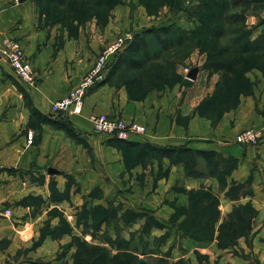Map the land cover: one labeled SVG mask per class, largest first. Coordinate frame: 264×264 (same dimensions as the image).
I'll use <instances>...</instances> for the list:
<instances>
[{"label": "crops", "instance_id": "obj_1", "mask_svg": "<svg viewBox=\"0 0 264 264\" xmlns=\"http://www.w3.org/2000/svg\"><path fill=\"white\" fill-rule=\"evenodd\" d=\"M143 13L140 8L132 9L131 13L128 6L118 5L103 25L88 21L71 32L61 24L49 23L36 0H0V39L19 42L37 76L35 86H27L0 58V210L12 212L10 218L0 216V264H14L15 256L29 247L31 238L36 239L46 219H51L52 225L57 223V218L48 216L51 209L62 207L66 215L75 216L90 201L87 195L96 187L102 190L104 199L126 204L160 223L173 215L172 205L187 207L186 196L176 188H210L218 195L221 217L234 208L249 205L255 212L249 232L250 247L240 242L236 249L253 252L254 261L232 256V249H218L215 239H183L184 254L198 250L211 254L217 264H264V131L256 145L235 143L240 132L264 128V69L253 67L243 73L251 91L240 95L236 107L225 112L215 124L198 111L218 78L214 75L208 79L202 69L203 56L198 63H191L196 64L194 80H186L190 84H164L142 96L131 97L128 87L113 79L87 92L80 114L51 115V105L79 84L107 44L130 29L140 31L147 26ZM258 15L243 20L252 43L264 37V18ZM260 16L264 17V5ZM192 21H177L172 28L187 30L201 26L200 22ZM20 88L42 115L67 120L75 136L68 137L62 130L32 116ZM98 114L134 121L145 128L144 134L131 135L129 142L157 148L215 151L234 161L236 165L226 178V187L221 191L214 178H188L181 165H170L167 159L155 157L147 166L139 162L127 172L123 151L108 143L107 137L94 133L89 117ZM68 176L79 191L69 185L68 199L52 198L50 183H56V195L61 196L68 186ZM244 183L249 193L235 199L226 197L231 186ZM127 188H131L128 193ZM28 198H40V208L16 205ZM6 204L8 208L4 207ZM220 223L218 220L215 229ZM58 247L49 239L40 248L54 251ZM168 247L169 250L173 246Z\"/></svg>", "mask_w": 264, "mask_h": 264}, {"label": "rangeland", "instance_id": "obj_2", "mask_svg": "<svg viewBox=\"0 0 264 264\" xmlns=\"http://www.w3.org/2000/svg\"><path fill=\"white\" fill-rule=\"evenodd\" d=\"M118 5L128 6L131 13L132 9L137 10L140 8L145 13V15L143 13L145 21L148 22L146 27L141 30L138 29L140 31L130 29L134 40L137 35L145 38L147 57L145 56V59H141V48L137 46L132 50L133 52L130 56L121 59L117 68L118 72L114 76L118 83H129L128 86L131 87L132 94H139L153 86H160L162 83L191 82L187 78L185 70L187 69L188 72L195 70L194 65L198 63L200 56H203L204 61H206V56L209 52L216 53L220 48H223L229 58L234 60L240 68L246 67L247 62L251 61V58L243 60L240 55L244 46L245 35L242 33V40L238 45L234 40L238 37L235 30L239 27L237 32H243L240 29V20L246 19L250 15L261 14L264 0H65L64 4L54 6V8L46 7L43 11L44 16L51 20L72 18L85 21L87 19L86 22L95 20L96 24L101 25L109 17H112L113 11ZM91 14H94V16L89 19ZM260 14L258 18H264ZM137 16L139 15L137 14ZM181 20L185 22L193 20L192 22L194 23L196 21L201 23L200 20H202L206 22V26L203 27L201 24L198 28L181 29V33L178 31L169 33V35L159 31L164 29L171 32L172 26L174 27V24ZM219 26L225 30V36L216 43L213 41L211 33L212 28ZM243 29L245 30L244 27ZM154 35H157V37L155 38ZM171 35L173 38L170 37ZM193 57L194 59L192 60ZM126 59L129 62L136 60L137 63H134L136 61L132 64L127 63ZM193 61L196 62L194 65L191 64ZM252 61H256V59L254 58ZM244 85V82L236 77L221 80L217 78L212 92L204 101V103L210 102L201 108L200 113L215 124L225 112L232 108L236 101V92ZM118 148L120 149V147ZM133 153L132 150L127 148L123 150L125 170L127 172L130 173L139 162L143 166L152 163L150 159L137 160ZM212 165L213 161L208 163L201 162L200 167L205 172H208ZM231 165L227 161L223 164V166L227 167ZM166 173L167 171L164 172V174ZM160 174L162 173L160 172ZM51 184H53V189L56 191V183L52 181L49 188ZM70 185L74 186L75 191H79V186H76L73 181ZM200 189L202 187L193 190L175 189L186 196L187 207H175L172 205L174 208L173 215L166 222H158L161 224V228H155L153 232L151 231L150 238H144V242L147 243L146 249H153L155 245L164 253L168 250V246H173L175 250L169 258L170 263L184 259L189 261L190 264H217V260L211 254H204L198 250L185 255V250L182 246L183 239L198 241V237L184 236L180 231H184L187 227L186 218L190 208V199L198 196V193L190 195V192H196ZM130 190L131 188H127L126 193L130 192ZM239 194L240 192H234L233 197H237ZM51 197L55 199L59 197L57 200H61V198L68 199L69 194L67 196L65 194L58 196L55 192ZM87 198L90 200L84 204L87 208L101 205L104 209L111 211L109 223L95 225L89 220L88 224H93V227L96 226L97 231H95L94 229L86 228L81 216L83 206L75 216L66 215L65 209L62 207L60 210L57 208L51 209L48 212V216L57 218V223L52 225L51 219H46L36 239L31 238L29 247L24 251L18 252L15 256L14 264H103L105 256L115 261L117 257L119 264H135L133 253L135 251L137 254L144 252L141 243V227L145 222V217L136 218L130 212L144 213L136 212L126 204H115L111 200L104 199L103 192L98 187L94 188L87 195ZM211 198L212 196H207L206 200H211ZM41 203L40 198H28L19 201L16 205H28L37 210L40 208ZM200 206L202 205L196 207V211L199 210ZM4 207L8 208V205L6 204ZM6 210L9 209L0 210V216L5 218L12 217L11 210H9L10 215H6ZM98 213L101 214L102 211ZM247 214L250 216L251 212ZM219 220L223 222L229 219L226 216H220ZM205 222V215L201 212L198 222L196 221L193 226V231H195L197 226L199 230L198 236L212 241L218 235L217 233L213 234L212 225H207ZM222 232L228 235L231 233L226 225ZM233 236L237 240H233ZM49 239L59 244V247L54 251L40 248L44 241ZM154 239L158 240L155 244H153ZM227 242L230 245L229 249H232V256L247 260L250 263L254 261L253 252L250 253L248 250L244 253L236 249L240 242L245 243L247 248L250 247L249 234H245L244 230H236V233L227 237ZM216 245L218 247L217 241Z\"/></svg>", "mask_w": 264, "mask_h": 264}, {"label": "trees", "instance_id": "obj_3", "mask_svg": "<svg viewBox=\"0 0 264 264\" xmlns=\"http://www.w3.org/2000/svg\"><path fill=\"white\" fill-rule=\"evenodd\" d=\"M36 1L43 15H44V11H43L44 8L45 9L46 7L54 8V6L62 5L65 2V0H36ZM93 16L94 14H91L89 16V19ZM45 17H46V20L51 24H61L62 26L66 28L69 27L68 30H70L71 32H75V30L77 29V26L81 25L87 20L86 19L85 21H79V20H75L72 18L71 19L67 18L65 20H51L47 18V16ZM243 20H240V23H241L240 29L243 30V32L239 31L238 33L237 32V30H239V27H238L235 30L236 33L238 34V37L235 38L234 40L239 45L240 41L242 40L241 35L242 33H244L245 41H243L244 46L241 49L240 55L242 57L241 59L243 60L251 58V61L247 62V66L244 68H240L234 60L229 58V56L227 55V53L225 52L223 48H220L219 50H217L216 53L209 52L206 56V61L202 66V69L205 70L208 74V79L216 75L218 76V79L220 80L225 79V78H235L236 77L240 79L242 82H244L245 84L244 87H241L236 92V96H235L236 101L232 105L231 109H234L236 107L239 101L240 95H245L251 91L250 83L245 79L243 73L246 70L253 68V67L264 69V55L262 54V52H264V37H261L255 43L250 42L248 40V35H247L246 30L243 29L244 27ZM200 21H201L202 26L205 27L206 22L202 20ZM105 22L106 20L104 21V23ZM219 27L214 28V29L212 28V33H211L212 39L216 43L219 42L223 38V36H225V30L222 27L221 28ZM159 31L165 32V34H168V35L169 33H176L178 31H180L181 33V30H174L173 28L171 32L170 30H164V29L159 30ZM154 37L156 38L157 35H154ZM170 37L173 38L172 35ZM137 46H140L141 48V55H140L141 59H145V56L147 57L146 40L142 36L137 35L135 40L133 38L130 44L121 53L115 56L110 66L106 80L103 83L109 82L113 79L116 80L114 76L118 72L117 68H118V65L121 59H125V57L130 56V54L133 52L132 50L135 49ZM152 53H156V52H152ZM254 58L256 59V61H252V59ZM126 61L127 63L132 64L136 60H131L132 62H129V60L126 59ZM134 63H137V61ZM124 84L126 85V87H128V92L131 97H139V96L146 94L151 89L159 88L163 86L164 84H169V83L167 82V83H162L160 86H153L147 90H144L143 92H140L139 94L138 93L132 94L131 93L132 89L130 86H128L129 83H124ZM20 91L24 97V100L26 101V105L31 111L32 116L39 118V120L42 123H48L54 126L56 129L62 130L65 133V135L68 137L73 138L75 136L74 131L70 128V125H69L70 123L67 120L61 118V116H58L56 119H53V117L51 116L42 115L40 112H38V110H36L32 106L31 102L28 99V95L26 94V92L22 90L21 88H20ZM209 102L210 101H207L205 103L203 102L198 107V111L200 115H202L200 113L201 108L204 105L208 104ZM108 143L113 144L117 147H120L122 151L124 150V148L125 149L127 148L128 150H132L134 152L133 154L135 158L139 161H142L144 159H151L155 157L158 159H167L170 165H174V166L181 165L183 167L185 176L188 178H192V179L214 178L219 182L221 191L224 190V188L226 187V178L229 176L230 172L234 169L236 165L234 161L223 158L220 154H218L215 151L193 150V149L186 148V147L157 148L149 144L139 145L133 142L118 141L115 139H110ZM211 161H213L212 168L208 170V172H205V170L200 167L201 162L208 163ZM226 161L230 162L232 165L228 167L223 166V164ZM72 181L73 180L68 176L67 177L68 186L66 187V190L64 193L65 196L68 195L69 185L72 183ZM247 186L248 185L246 183L241 184L239 186H231L227 190L225 195L226 197L230 199L238 198L240 194L246 195L247 193H249L248 191H245ZM50 191L52 195L56 192L53 189V184H51L50 186ZM234 192H240V194L237 197H233ZM192 193H198V196L193 199H190V208H189V212L186 218L187 227L185 228L184 231H180L184 236H191V238L198 237L197 238L198 241H208L209 240L208 238H201L198 236L199 230L197 226H196L197 229L195 228V231H193L194 230L193 226L196 224V221L198 222V218L201 212L205 215V218H206L205 223L207 225H212V228L214 230V232L212 233L213 234L217 233L218 236L215 237V240L217 241L218 248L221 250H225L230 247L229 243L227 242V237L232 236L234 233H236V230H244L245 234L247 235L249 234L250 229H251L252 219L255 215L254 210H252L249 205L234 208L230 214L226 215V218L229 220L221 222L218 228L215 229V225L220 218L218 195L214 194L211 191V189L209 188L206 189L204 187H202V189L196 192L191 191L190 195ZM207 196H212L211 200L210 199L206 200ZM198 205H202V206H200L199 210L196 211V207ZM100 211H102L101 214L98 213ZM248 212L249 213L251 212L250 216L249 214H247ZM130 214L135 216L136 218L145 217V222L143 223L141 227V243L143 245L144 252H142L141 254H137V252L135 251L133 253V259L135 261V264H190L189 261H185L184 259H179L177 261L170 263L169 258L171 256V250L173 247L164 253L161 252V250H159V247L155 245L153 249H146L147 243L144 242V238H150L152 229L161 228V224H159L152 216L146 213L139 214V213L130 212ZM110 215H111V211L104 209L101 205L90 207V208H87L86 205H83L82 207L81 216L86 225V228L88 229H94L95 231H97V229L95 228L96 226L93 227V224H88L89 220L95 225L109 223ZM225 225L227 226V229L231 231L230 235H228L225 232L224 233L222 232ZM233 240H237L235 236H233ZM157 241H158L157 239H154L153 244H155ZM104 260L105 261L103 264H119L117 257H116V261L109 259L106 256Z\"/></svg>", "mask_w": 264, "mask_h": 264}, {"label": "built area", "instance_id": "obj_4", "mask_svg": "<svg viewBox=\"0 0 264 264\" xmlns=\"http://www.w3.org/2000/svg\"><path fill=\"white\" fill-rule=\"evenodd\" d=\"M133 37V34L127 31L119 34L111 43L107 44L79 84L70 89L65 97L51 105V115L55 116L62 112L68 115L80 114L87 92L106 80L115 56L130 44ZM0 58L7 61L20 82L27 86H35L37 82L36 73L30 61L26 58L19 42L11 39H0ZM185 71L188 75L187 69ZM89 120L95 133L106 136L109 139L128 141L131 135H142L145 133V128L138 123L134 121L126 122L116 116L105 114L91 115ZM263 131L264 128L242 131L237 134L235 143L241 146L256 145L262 139ZM31 140L32 135L29 133L28 143H31ZM6 215H10L9 210H6Z\"/></svg>", "mask_w": 264, "mask_h": 264}, {"label": "water", "instance_id": "obj_5", "mask_svg": "<svg viewBox=\"0 0 264 264\" xmlns=\"http://www.w3.org/2000/svg\"><path fill=\"white\" fill-rule=\"evenodd\" d=\"M194 73H195V71L193 70V71H191V72H189V74L187 75V78L189 79V80H194Z\"/></svg>", "mask_w": 264, "mask_h": 264}]
</instances>
